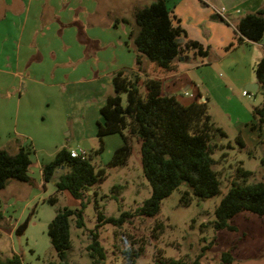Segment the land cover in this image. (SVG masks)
I'll return each instance as SVG.
<instances>
[{"label": "trees", "instance_id": "16d2710c", "mask_svg": "<svg viewBox=\"0 0 264 264\" xmlns=\"http://www.w3.org/2000/svg\"><path fill=\"white\" fill-rule=\"evenodd\" d=\"M173 19L166 0H153L133 10L129 40L135 54L134 67L114 74L112 93L105 97L99 110L102 122L96 124L99 148L95 153L103 151L104 137L118 134L122 144L114 150L106 167L123 166L131 155L133 140H136L142 173L151 193L134 212H121L118 217H105L95 205L98 223L90 233V244L87 246L95 264H103L105 259L98 240V228L103 224L121 227L135 217H154L159 213L163 199L183 183L186 190L181 193V205H188L193 197L204 200L220 194V176L215 170L219 161L213 158V154L224 148L225 132L213 122L206 102L193 101L183 105L175 96L163 94L161 80L152 76L174 73L176 62L181 57L185 58L186 51L193 50L201 57L208 55L209 49L196 41L178 42L185 37V32L179 25L173 24ZM234 28L237 43L244 40L261 41L264 37V5L254 12L243 14ZM145 63L150 65L148 70H145ZM254 75L264 97V55L256 63ZM141 87L144 93L140 91ZM250 127L259 134L257 143L264 145V105L252 109ZM236 142L241 148L245 147L240 136L236 137ZM32 153L31 145L18 144L15 153L0 148V191L10 181L30 184L28 173ZM262 166L264 168V160ZM40 171L43 184L53 181L58 192H67L80 204V208L76 209L57 208L47 225V236L58 264H68L67 251L71 247L69 221L75 218V226L83 227V199L95 184L105 180V169L95 170L89 158L70 157V150L63 147L52 161L41 166ZM249 175V171L237 169V175L215 207L212 221L214 230H232L230 220L239 212L264 215V181L248 183ZM56 200V196H51L46 202L54 205ZM32 215L30 211L23 222L16 226V235L26 230ZM141 242L137 249L121 251L123 264H134L143 251L144 242ZM158 262L201 264L199 257L194 260L160 258ZM232 262L229 253H222L220 262L216 264ZM0 264L24 263L20 254L12 252L8 257L0 258Z\"/></svg>", "mask_w": 264, "mask_h": 264}, {"label": "crops", "instance_id": "0c3cea01", "mask_svg": "<svg viewBox=\"0 0 264 264\" xmlns=\"http://www.w3.org/2000/svg\"><path fill=\"white\" fill-rule=\"evenodd\" d=\"M152 1L0 0V120L5 126L0 127V148L15 153L18 144L10 146V139L14 136L28 138L35 145L34 136L31 133V136H24L26 132L18 131L16 126L13 136L9 133L5 122L13 106L16 124L20 111L28 121L42 122L47 118L63 124L64 120L71 118L73 102L68 97L73 95L75 98L78 93L88 92L105 100L110 94L114 74L134 67L135 54L129 40L132 12ZM263 5L264 0H166L174 18L173 24L185 32L182 42L196 41L209 52L201 57L193 50L186 51L185 58L176 62L174 73L152 75L161 80L163 94L173 95L176 99L181 95L206 102L209 106L217 105L223 111V119L242 132L243 135H239L245 146L256 144L259 134L250 127L252 119L249 120L247 108L242 106L245 118H234L228 105L232 103L233 91L243 92L249 85L258 84L254 67L264 55V37L259 42L244 40L237 43L234 25L243 14L254 12ZM220 7L227 10V21L214 14L213 9ZM149 66L145 63V70ZM258 91L259 84L254 93ZM186 101H190L186 105L193 102ZM209 115L217 126L224 129L216 114L209 112ZM245 119L249 122H242ZM247 129L249 131L244 135ZM52 132L54 136L49 139L56 140L54 125L50 126L48 135ZM42 138L48 139L46 134ZM55 143L59 148L63 145L59 141ZM119 143H122L121 139ZM32 145V154L35 155V146ZM30 159L29 171L36 168L39 173V191L35 197L41 204H48L44 196L50 189L48 186H51L53 195L61 192L56 190L53 181L43 184L40 168L46 163L37 158L34 162L31 156ZM22 186L21 182L10 181L0 191L1 199L6 201L11 196L23 194ZM32 197L29 199L33 202ZM38 201L25 206L22 215L28 208L33 216L36 215Z\"/></svg>", "mask_w": 264, "mask_h": 264}, {"label": "rangeland", "instance_id": "374dc122", "mask_svg": "<svg viewBox=\"0 0 264 264\" xmlns=\"http://www.w3.org/2000/svg\"><path fill=\"white\" fill-rule=\"evenodd\" d=\"M140 91L144 93L145 90L141 87ZM244 91L247 93L246 97L242 96V91H233L232 103L228 106L234 118L238 116L245 118L242 109L244 106L248 109V117L251 120L252 109L256 106H263L264 97L260 90L257 93ZM110 93H112V86ZM68 98L73 102L70 107L71 118L64 120L63 124L47 118L42 122L33 119L28 121V117L23 116L21 111L16 124L13 115L15 106L11 108L5 124L11 136L16 127L18 131L26 132L24 136H31L30 133L34 136L35 145L31 144L30 139L20 136L10 139L12 147H16L19 143L32 145L33 148L35 146L36 154L31 155L34 162L36 158L41 163L52 161L55 151L59 148L55 143L57 141L62 142L61 148L65 147L68 150L81 148L83 142L89 144V149L85 150V156L90 159L95 170L105 169V180L100 184H95L85 194L83 199L85 207L82 212L83 227L75 226V218L69 221L71 247L67 251V263L95 264L87 250L90 244V233L95 230L98 223L95 205L101 209L105 217H118L121 212H134L150 196L151 188L142 173L139 145L136 140H133L131 155L123 166L106 167L114 150L122 144L119 143L121 138L118 134L104 137L103 151L95 153L99 148L96 124L102 122L99 109L105 100L98 95L92 96L88 92L78 93L75 98L73 95ZM180 98L182 99L183 96L177 95V100L184 105L190 102H187V99L194 100L183 98L182 101ZM208 108L210 113L216 114L219 122H223L221 126L224 129L222 130L226 134L223 141L224 148L213 154V158L219 161L215 170L220 176V194L204 200L193 197L188 205H181L179 199L181 193L186 190V185L183 183L170 196L163 199L160 211L154 217H135L121 227L103 224L98 228V240L105 253L103 264H123L121 251L137 249L142 240L144 242L143 251L135 259L134 264H157L160 258L163 260H194L198 257L201 264H216L220 262L222 253L231 255L233 259L231 264H264V215L259 216L246 211L239 212L230 220L232 230L217 231L212 227L215 207L228 190L231 180L237 175L238 168L250 172L247 177L248 183L264 181L262 166L264 145L256 143L241 148L236 142V137L242 132L223 119V111L217 105L211 104ZM242 122L249 121L245 119ZM43 125H45L44 128L41 127ZM51 125L56 128V140L49 139L54 136V132L48 135ZM0 127L5 128L2 119ZM248 131L247 129L244 135ZM43 134H46L48 139H43ZM82 135L84 139L80 140ZM29 173L32 178L30 184L21 183L24 187L23 194L7 197L6 201L0 197V258L8 257L14 252L20 254L27 264H58L47 236V224L57 208L76 209L80 208V204L67 192L53 195L51 186H48L50 189L44 196L46 198L56 196V203L53 206L41 204V201L35 197L39 191L38 169L32 168ZM31 197L34 199L33 202L38 201L37 213L32 215L33 218L31 217L32 220L26 230L16 235L15 227L24 220L30 208L26 209L25 215H22L21 210L29 203L33 205L29 199Z\"/></svg>", "mask_w": 264, "mask_h": 264}, {"label": "built area", "instance_id": "2783aa9c", "mask_svg": "<svg viewBox=\"0 0 264 264\" xmlns=\"http://www.w3.org/2000/svg\"><path fill=\"white\" fill-rule=\"evenodd\" d=\"M213 12L220 19L227 21V19H226L227 10L224 7L214 8ZM235 12L238 13L239 10L236 9ZM242 94L246 95L247 93H246V91H243ZM85 155H86L85 149H83L82 147L77 149V150H70V157H73V158L79 157L81 159H84V158H86Z\"/></svg>", "mask_w": 264, "mask_h": 264}, {"label": "water", "instance_id": "95a60500", "mask_svg": "<svg viewBox=\"0 0 264 264\" xmlns=\"http://www.w3.org/2000/svg\"><path fill=\"white\" fill-rule=\"evenodd\" d=\"M183 41V39H180L178 42L181 43ZM258 88V84L255 83V84H251L249 85L248 87H246V89L249 91V92H256ZM82 148L85 149V150H88L89 149V144L86 143V142H83L82 143Z\"/></svg>", "mask_w": 264, "mask_h": 264}]
</instances>
